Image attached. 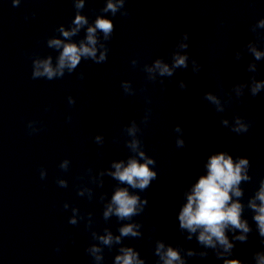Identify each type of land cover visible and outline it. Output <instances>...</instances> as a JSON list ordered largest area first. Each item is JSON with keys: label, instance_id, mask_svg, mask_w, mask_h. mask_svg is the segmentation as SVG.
Segmentation results:
<instances>
[{"label": "clouds", "instance_id": "1", "mask_svg": "<svg viewBox=\"0 0 264 264\" xmlns=\"http://www.w3.org/2000/svg\"><path fill=\"white\" fill-rule=\"evenodd\" d=\"M21 0H12L14 7L19 6ZM75 14L70 24L66 27L59 25L55 31L59 36H51L47 39V47L55 49L58 52L55 66H53V57L51 55L45 58L35 56L32 60V78H44L49 81L63 78L65 73H73L83 60H91L96 64L103 63L108 58L109 48L107 42L112 38L115 30L113 20L107 15L128 16L129 12L125 8L126 0H104L105 6L100 10L102 14L97 15L93 21H89L88 16L82 14L85 7V0H72ZM34 15V13H33ZM258 29H264V19H260L251 27V31L256 34V40L249 41L244 50L254 57V61H260L264 57V52L258 50V43L264 40V34L259 33ZM84 31V37L78 41L77 37L81 31ZM190 34L182 33L180 39L171 52V63H166L163 58H156L151 64H144L143 71L146 73V79L155 83L159 80L162 90L166 89L163 78H171L178 69H188L189 63L193 73H199L202 65L197 59L191 57L187 51L189 48ZM243 51H237L235 58L240 60ZM133 67L138 64L137 59L131 61ZM247 70L250 73L257 72L256 63L248 64ZM83 78V73H80ZM249 83H238L233 85L231 92L235 93V98L239 99L244 95L247 88L250 95L255 97L264 91V81H257L255 75L249 77ZM178 87L183 90L187 88L185 81L178 82ZM121 88L125 95H135L136 89L133 88L130 81H121ZM204 99L215 107L218 113L225 111V104L232 99L231 93L229 99L224 104L221 98L213 92H205ZM72 96L68 97L69 105L75 104ZM146 103L151 100L146 98ZM152 109L146 107L143 117L139 123L133 119L123 128V133L127 137L124 141L130 155L127 159L112 160L110 167L100 169L93 175V169L88 168L91 183L98 187H103L104 177L108 176L117 183L113 187L112 194L108 198L107 193H101L99 200L103 203L102 217L105 222L115 217L117 221H127L121 223L118 227V234L105 227L103 234L92 230V213H87L86 227L91 231V237L95 243H91L85 252L92 257L95 264H101L104 260V250L109 251L117 247V254L114 256L113 264H146L138 250L132 246L123 243L125 238H140L142 224L136 222L133 218L141 215L148 204L146 197L142 198L140 192L147 190L153 180L157 178V171L154 170L156 160L147 154L144 150L142 140L143 128L147 126L151 118ZM67 119L70 121L71 116ZM36 121H29L27 128L29 134L40 131L35 127ZM221 124L237 134L247 133L250 128V122L241 116H234L233 122L229 125V120L221 119ZM177 133L175 144L178 149L185 147L186 141L183 139V128L178 124L174 128ZM115 139V138H114ZM98 145L105 142L104 136L98 134L94 137ZM70 161L64 159L60 162V169L67 171ZM206 174L200 175L198 180L191 185L190 191H184V202L177 213L178 228L181 233L186 234L185 239L192 241L195 239L201 250L194 248H185L182 245H172L166 243L163 239L155 241L154 255L157 257L156 264H187L189 258L198 256L206 258L210 254L216 259L222 260V264H246L239 258H233L235 242H246L253 228L248 219L244 216L245 209L252 213V220L255 223V230L264 244V179L259 181V186L253 195L248 197L246 203L243 202L245 195L242 183L252 180L249 174L250 160L247 157H236L226 151H219L208 157L206 165ZM114 169V171H113ZM47 171L40 169L41 179L46 178ZM57 184L60 187H67L68 182L57 178ZM135 190V191H130ZM89 200L93 198L92 188L87 189ZM79 196L84 195V191L78 189ZM64 209L69 208L66 202ZM72 216L68 222L72 225L78 224L80 220L85 219L80 214V210L72 207ZM231 234V235H230ZM59 251V248H57ZM254 264H264V250L256 251L252 257Z\"/></svg>", "mask_w": 264, "mask_h": 264}]
</instances>
